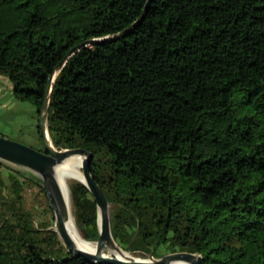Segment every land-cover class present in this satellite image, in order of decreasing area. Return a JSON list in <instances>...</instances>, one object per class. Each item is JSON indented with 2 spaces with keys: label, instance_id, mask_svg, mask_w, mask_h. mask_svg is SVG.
I'll use <instances>...</instances> for the list:
<instances>
[{
  "label": "trees",
  "instance_id": "obj_1",
  "mask_svg": "<svg viewBox=\"0 0 264 264\" xmlns=\"http://www.w3.org/2000/svg\"><path fill=\"white\" fill-rule=\"evenodd\" d=\"M147 2L0 0V76L36 108L40 144L57 65L127 30ZM48 128L59 150L93 154L123 250L264 264V0H152L133 31L67 62ZM32 188L52 215L42 180L0 160V264H96L72 257L52 222L37 225ZM69 188L77 228L97 242L93 195L78 181Z\"/></svg>",
  "mask_w": 264,
  "mask_h": 264
},
{
  "label": "water",
  "instance_id": "obj_2",
  "mask_svg": "<svg viewBox=\"0 0 264 264\" xmlns=\"http://www.w3.org/2000/svg\"><path fill=\"white\" fill-rule=\"evenodd\" d=\"M152 0H148L142 16L132 24L127 30L118 34L115 37H110L105 40L93 39L88 40L81 45L72 49L66 57L57 65L54 72L48 79V84L45 89L44 102L40 109L39 116V131L44 151H38L33 147H29L18 143L4 135L0 134V160L13 166H19L32 173L38 175L42 180L50 206L55 214V226L57 228V235L61 240L64 247L68 252L72 253L74 258H84L88 262L96 264H174V263H188V264H204V259L199 254L190 252H176L167 254L161 258L154 259V252L150 255V260H137L136 257L129 256L125 260L119 259L115 254H105L104 250L108 247L122 251L123 249L116 243L112 236L111 223H110V204L107 198L97 184L96 180L91 173V162L93 154L86 149H66L59 150L56 148L51 140L48 117L50 112V99L54 83L63 70L67 62L79 51L86 47H92L101 44L104 41L113 40L117 41L119 38L126 36L129 32L133 31L146 17L149 6ZM73 154H80L84 156L83 174L85 182H80L85 185L93 195L98 210V227L99 239L97 241V253L92 254L88 251L78 248L72 242L66 230V220L68 218L66 208L63 203L62 193L58 182L54 176L56 167L61 164L65 159ZM53 230V229H49ZM113 246L115 248H113ZM125 251V250H123Z\"/></svg>",
  "mask_w": 264,
  "mask_h": 264
},
{
  "label": "rangeland",
  "instance_id": "obj_3",
  "mask_svg": "<svg viewBox=\"0 0 264 264\" xmlns=\"http://www.w3.org/2000/svg\"><path fill=\"white\" fill-rule=\"evenodd\" d=\"M0 134L23 145L33 147L38 151H44V147L40 144L38 137L36 108L28 102L16 99L13 95L12 83L3 76H0ZM9 165L14 169L21 170L31 176L33 174L37 179H41L29 170L19 166ZM73 181L76 180L70 182ZM26 198L29 209L37 217L39 216L36 220L37 225L41 222H52V226L47 230L53 229L56 221L55 214L54 212H52V215L46 213L47 206L43 194L38 193L37 189L32 188L29 190ZM128 253L136 257V259H151L150 255ZM154 259L158 258L154 257Z\"/></svg>",
  "mask_w": 264,
  "mask_h": 264
},
{
  "label": "bare ground",
  "instance_id": "obj_4",
  "mask_svg": "<svg viewBox=\"0 0 264 264\" xmlns=\"http://www.w3.org/2000/svg\"><path fill=\"white\" fill-rule=\"evenodd\" d=\"M83 163H84V156L80 154H73L56 167L54 176L60 187L63 203L68 215V218L66 220V230L68 235L70 236L72 242L76 247L84 249L89 253L96 254L98 248L97 242H89L83 238L79 229L77 228L72 211V200H71L69 183L72 180L85 182V178L83 174ZM53 230L57 232V228L55 225L53 227ZM113 248L115 247L113 246ZM104 253L108 255L115 254L121 260H125L127 257L132 256L128 252H125L123 250L119 251L117 250V248L112 249V247L106 248L104 250ZM137 260L142 261L141 259H137ZM174 264H188V263H174Z\"/></svg>",
  "mask_w": 264,
  "mask_h": 264
}]
</instances>
